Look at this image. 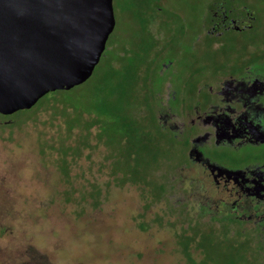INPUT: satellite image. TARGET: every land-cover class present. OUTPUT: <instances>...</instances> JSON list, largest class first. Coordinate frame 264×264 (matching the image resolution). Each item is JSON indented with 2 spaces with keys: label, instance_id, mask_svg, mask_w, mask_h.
I'll return each mask as SVG.
<instances>
[{
  "label": "rangeland",
  "instance_id": "obj_1",
  "mask_svg": "<svg viewBox=\"0 0 264 264\" xmlns=\"http://www.w3.org/2000/svg\"><path fill=\"white\" fill-rule=\"evenodd\" d=\"M208 2L111 0L91 74L58 89L96 111L66 123L61 95L41 101L51 91L33 107L0 106V264H264L251 230L196 206L178 180L180 143L157 117L190 68L264 52V0H225L252 26L216 37L201 32Z\"/></svg>",
  "mask_w": 264,
  "mask_h": 264
},
{
  "label": "flooded vegetation",
  "instance_id": "obj_2",
  "mask_svg": "<svg viewBox=\"0 0 264 264\" xmlns=\"http://www.w3.org/2000/svg\"><path fill=\"white\" fill-rule=\"evenodd\" d=\"M236 6L209 0L202 34L216 37L223 28L251 27L253 17ZM185 75L170 95L176 105L157 114L180 143L178 180L189 183V195L202 197L196 205L206 209L202 214L251 230L263 244L264 52L238 50L231 61L205 62Z\"/></svg>",
  "mask_w": 264,
  "mask_h": 264
},
{
  "label": "water",
  "instance_id": "obj_3",
  "mask_svg": "<svg viewBox=\"0 0 264 264\" xmlns=\"http://www.w3.org/2000/svg\"><path fill=\"white\" fill-rule=\"evenodd\" d=\"M112 26L111 0H0V106L84 81Z\"/></svg>",
  "mask_w": 264,
  "mask_h": 264
},
{
  "label": "trees",
  "instance_id": "obj_4",
  "mask_svg": "<svg viewBox=\"0 0 264 264\" xmlns=\"http://www.w3.org/2000/svg\"><path fill=\"white\" fill-rule=\"evenodd\" d=\"M76 87H78V86H80V84L79 85H75ZM69 90L70 89H68V92H69ZM50 92V91H49ZM66 93H67V91L65 92V90H58V89H56V90H52L49 94H47V96L44 98V99H42L41 101H43V100H47V99H49V98H51V97H53L55 94H59V95H61V97H62V99H63V101L65 102V104H70L71 106H72V109H73V114H72V116L71 117H69L67 120H66V123H67V121L68 120H72V117L73 116H76V119L78 118V113H81V112H85V113H88V114H90V113H92V112H94V111H96V110H94L92 107H90L91 105H93L94 103H93V101L92 100H89V102L88 101H85V104L84 105H81V104H78V105H76V104H74V105H72L71 103H69V102H67L64 98H65V96H66ZM64 97V98H63ZM40 101V102H41ZM39 102V103H40ZM38 103V104H39ZM80 103V102H79ZM81 103H84V102H81ZM34 106V104L32 105V107ZM32 107H30V109L32 108ZM92 116H94V114L92 115ZM91 117V116H90ZM95 118V117H94ZM92 120V118L91 119H89V124L91 123V122H93V121H91ZM96 120V119H95ZM70 126H72V125H70ZM264 244V243H263Z\"/></svg>",
  "mask_w": 264,
  "mask_h": 264
}]
</instances>
